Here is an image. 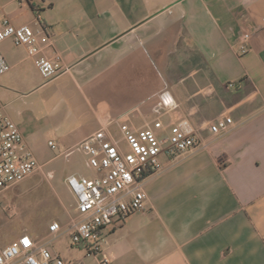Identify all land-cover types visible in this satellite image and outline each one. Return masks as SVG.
Wrapping results in <instances>:
<instances>
[{
  "label": "crops",
  "instance_id": "1",
  "mask_svg": "<svg viewBox=\"0 0 264 264\" xmlns=\"http://www.w3.org/2000/svg\"><path fill=\"white\" fill-rule=\"evenodd\" d=\"M4 17L44 28L43 53L69 66L45 81L25 46L0 43V106L41 167L49 137L75 145L106 118L155 120L164 88L178 102L172 121L207 142L160 155L144 208L106 231L99 254L66 249L68 264H264V0H0V27ZM221 113L232 124L213 134Z\"/></svg>",
  "mask_w": 264,
  "mask_h": 264
},
{
  "label": "built area",
  "instance_id": "2",
  "mask_svg": "<svg viewBox=\"0 0 264 264\" xmlns=\"http://www.w3.org/2000/svg\"><path fill=\"white\" fill-rule=\"evenodd\" d=\"M36 24H40L36 20ZM35 32L30 24L14 25L4 17L0 27V43L10 39L15 45L26 47L28 55L45 81L52 80L69 70L59 56L48 57L43 48L51 42L44 28ZM251 31H243L239 38V54L250 48ZM10 69L0 50V76ZM227 86L234 87L230 81ZM178 102L170 91L162 89L151 111L153 121L136 125L131 113L106 118L97 129L84 136L75 147L86 157L93 170L87 177L70 174L66 185L75 198L77 214L66 222L51 221L43 238L23 232L6 245H0V264H68L54 249L53 243L69 236V247L84 250L87 255L99 254L108 229L120 224L126 216L144 208V178L161 168L159 156L196 148H206L203 140L187 119H180L164 129L158 119L164 112L173 111ZM232 124L227 113H221L207 128L213 134L225 131ZM156 129L160 133H156ZM48 144L55 148L49 141ZM41 168L27 145L16 123L0 106V193L21 183ZM27 241V243H25ZM104 258L100 264H106Z\"/></svg>",
  "mask_w": 264,
  "mask_h": 264
},
{
  "label": "rangeland",
  "instance_id": "3",
  "mask_svg": "<svg viewBox=\"0 0 264 264\" xmlns=\"http://www.w3.org/2000/svg\"><path fill=\"white\" fill-rule=\"evenodd\" d=\"M33 27V26H32ZM168 124L172 123V111L161 115ZM157 134L160 130H155ZM55 148L43 146L44 165L21 183L0 193V245H6L16 236L28 232L37 238H43L47 225L55 220L66 222L77 214L74 197L66 187V177L80 174L87 177L93 170L87 163L85 155L73 145L76 140L66 144H57L49 137ZM47 139V140H48ZM60 255L69 247V236L64 235L53 243Z\"/></svg>",
  "mask_w": 264,
  "mask_h": 264
},
{
  "label": "snow or ice",
  "instance_id": "4",
  "mask_svg": "<svg viewBox=\"0 0 264 264\" xmlns=\"http://www.w3.org/2000/svg\"><path fill=\"white\" fill-rule=\"evenodd\" d=\"M25 243H27V241H25Z\"/></svg>",
  "mask_w": 264,
  "mask_h": 264
}]
</instances>
